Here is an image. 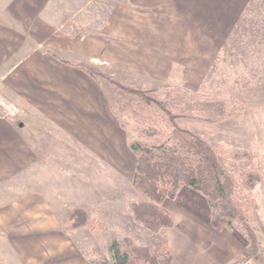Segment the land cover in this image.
<instances>
[{
	"label": "crops",
	"instance_id": "0c3cea01",
	"mask_svg": "<svg viewBox=\"0 0 264 264\" xmlns=\"http://www.w3.org/2000/svg\"><path fill=\"white\" fill-rule=\"evenodd\" d=\"M260 2L0 0V97L7 96L20 110L14 124L0 117V231L11 249L8 257H0V264L3 258L5 264H53V256L57 262L62 251L52 248L65 250L68 240L51 210L53 201L71 196L84 200L79 183L84 182L85 166L101 165L108 176L104 187L92 182L93 205L104 203L109 210L123 200L122 209L127 201L145 200L132 193L125 200L116 196V168H123L128 185L132 183L135 157L129 139L103 87L66 62L107 65L154 82L151 86L182 79L185 87H194L186 74L195 69V57L204 65L202 71L211 72L213 58L225 46L222 41L240 21L264 24ZM179 41H184L183 48ZM196 41L202 42L203 51L196 48ZM36 129L63 138L66 156L55 170L63 184L55 192L42 175L53 166L51 146L36 137ZM117 149L128 161L121 167ZM161 208L172 216L173 227L154 234L158 239L151 244L165 243L172 264H233L249 250L237 227L219 232L212 228L207 201L189 187H181ZM119 212L123 226L117 227L145 244L150 235Z\"/></svg>",
	"mask_w": 264,
	"mask_h": 264
},
{
	"label": "trees",
	"instance_id": "16d2710c",
	"mask_svg": "<svg viewBox=\"0 0 264 264\" xmlns=\"http://www.w3.org/2000/svg\"><path fill=\"white\" fill-rule=\"evenodd\" d=\"M66 63L131 100L132 104L125 113L136 135L129 143L135 157L131 185L134 191L145 197L144 201L130 200L126 203L133 223L154 234L172 228L173 218L161 208V204L166 199H174L181 187L186 186L207 201L212 228L219 232L231 226L237 227L248 241L249 250L256 256L261 242L247 214L251 211L254 222L264 234L257 216L258 205L249 194L261 183L262 175L257 170L237 165L253 156L237 147L227 150L221 141L178 122L187 119L195 124L211 123L199 113L189 115L184 110L186 103L204 101L208 97L181 86L130 85L93 63ZM153 108L166 117L168 125L164 124L161 116L152 112ZM117 118L121 127L127 129L129 122ZM100 209L102 221L98 224L105 229L108 210L105 206ZM91 216L92 210L75 207L68 216V225L62 228L63 232L90 225ZM109 264H172V257L165 243L152 247L140 245L119 230L109 246Z\"/></svg>",
	"mask_w": 264,
	"mask_h": 264
},
{
	"label": "rangeland",
	"instance_id": "374dc122",
	"mask_svg": "<svg viewBox=\"0 0 264 264\" xmlns=\"http://www.w3.org/2000/svg\"><path fill=\"white\" fill-rule=\"evenodd\" d=\"M258 1H261V5L264 3V0ZM263 9L262 6L258 7L261 14L264 12ZM262 20L263 17L261 16L260 21ZM241 22L242 21H240L238 26L228 35L225 43L222 41V44H225V46H223L221 54L213 58L211 72L202 71L201 68H203L204 65L198 61L199 56L195 57V69L192 70L190 68L186 74L188 83H191V86L195 85L194 87H185V82L182 79H178L177 82L174 80L170 85H166L181 86L208 97V99L204 101L186 103L184 105V110L189 115L199 113L201 116L210 119L212 121L211 123L195 124L190 120L180 119L178 121L180 124L186 125L204 136L213 137L221 141L225 144L227 150L237 147L249 152L250 155L253 156L250 160L239 161L237 165L240 168L257 170L262 175L261 183L249 194L258 205L257 216L260 226L264 229V24L261 23L258 25L257 23L253 24V26L250 23L243 25ZM253 27H255L254 30ZM183 42L184 41H179L181 48H183ZM212 43L214 46L215 42L213 41ZM180 47L179 52L182 53ZM202 47V42L196 41V48L202 50ZM94 65L114 73L119 81L126 84H141L145 87H151V85L155 84L154 82L137 78L129 73L116 72L112 67L107 65ZM100 85L107 94L111 109L113 113L116 114L115 116L119 117L123 122H129L125 132L130 142L136 138L130 126L129 118L125 114L132 104L130 98L123 97L105 83ZM151 110L154 114L161 116L164 120V124L168 125L166 117L159 110L155 108ZM19 112L18 106L11 103L7 96H5V98L0 97L1 118L9 123H12V120H14L12 123L14 124L15 121H18L16 118ZM229 113H232V115L227 116ZM19 122L22 121L20 120ZM36 131L38 134L36 137L43 138L45 144L51 146L53 156L51 164L53 166L50 169H46L42 175L45 179H49V186H51V190L55 192L56 187L58 189V187L63 184L61 183L63 178L61 179L60 174L57 175V172L55 173L56 165L59 163L64 164L61 158L64 159L66 156V152L63 151L61 146L63 138L58 135L57 132L47 133L45 130L43 133H40L37 129ZM116 159L119 167H121V164L124 162L126 164L128 163L127 159L118 149L116 152ZM66 164L68 165L67 161ZM101 167V165L97 168L85 166L83 173L84 182L83 184L79 183L80 186H84V200L79 199V197L72 198L71 196L59 202L53 201V208L51 210L56 214L54 217L60 225L61 232H63L62 228L68 225V216L75 207L83 206L92 210V223L90 225L67 233L63 232L67 235V248L65 249L66 251L61 245L60 248L59 246L52 248L53 252L62 251L60 258L59 256L56 257L57 262L54 260V256L51 258L53 264H61L60 261H65L66 264H109L110 243L119 230L124 232L123 229L117 227L118 224L121 223L118 219L120 217L119 211H122V214L125 216L130 218L131 216L126 206L121 209L120 206L123 205V200L121 203L117 201L115 205L112 204L109 210L104 203L93 205L96 201H92L91 199L90 190L92 182L97 181L101 187H104L108 179L106 170ZM125 174L126 172H124L123 168H116V196H124L125 200V197L129 199L131 196L130 193H132L137 195V197L145 199L143 195L138 194L132 189L130 182L128 185V180L126 179L127 175ZM111 177L112 176L109 178L110 180ZM1 189L3 190L4 186ZM79 202L84 204H78ZM2 203L3 200H0V205H2ZM101 206H105L108 212H110V221H108V218L106 219L105 229L101 228L98 224L102 221ZM247 216L251 225L256 228L257 236L260 238L261 244H264V234L254 222L251 211L248 212ZM131 223H133L132 219ZM133 225H135L136 229L150 235V238L144 239L146 243L143 244L139 243L133 236L128 234L133 237L138 244L148 247L156 245L151 244L154 240L158 239L154 233L134 223ZM6 237L7 236L0 231V257H5L7 254L6 252L10 253L11 250L5 245ZM11 253L13 254L12 251ZM6 257L8 256L6 255ZM2 264H5L4 258L2 259Z\"/></svg>",
	"mask_w": 264,
	"mask_h": 264
},
{
	"label": "built area",
	"instance_id": "2783aa9c",
	"mask_svg": "<svg viewBox=\"0 0 264 264\" xmlns=\"http://www.w3.org/2000/svg\"><path fill=\"white\" fill-rule=\"evenodd\" d=\"M233 264H264V244H260L256 256L245 251Z\"/></svg>",
	"mask_w": 264,
	"mask_h": 264
}]
</instances>
